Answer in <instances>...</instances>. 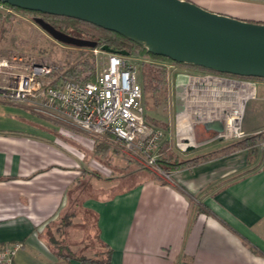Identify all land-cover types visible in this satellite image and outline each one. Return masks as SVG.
<instances>
[{
  "label": "crops",
  "instance_id": "1",
  "mask_svg": "<svg viewBox=\"0 0 264 264\" xmlns=\"http://www.w3.org/2000/svg\"><path fill=\"white\" fill-rule=\"evenodd\" d=\"M192 1L264 22V4L227 11L219 0ZM257 85L243 120L248 135L261 126L247 117L264 115V79ZM206 124L185 151L177 140L189 154L183 159L204 158L170 170L172 181L143 172L125 184L124 176L90 175L89 167L102 166L93 137L0 100V245L23 243L16 264H82L57 254L55 234L92 220L97 239L112 248L110 264H264V143L249 163L247 148L228 149L233 143Z\"/></svg>",
  "mask_w": 264,
  "mask_h": 264
},
{
  "label": "built area",
  "instance_id": "2",
  "mask_svg": "<svg viewBox=\"0 0 264 264\" xmlns=\"http://www.w3.org/2000/svg\"><path fill=\"white\" fill-rule=\"evenodd\" d=\"M101 49V48H100ZM101 52L95 59L93 77L87 81L66 78L57 64L22 55L0 58V100L24 103L34 112L77 128L96 141L120 145L146 166L173 180L162 166L165 130L146 120L143 87L130 56ZM183 89L176 117L178 143L184 151L192 144L200 124L222 121L215 138L247 136L243 120L247 104L257 97V82L250 77L193 70ZM23 243L0 245V264H16Z\"/></svg>",
  "mask_w": 264,
  "mask_h": 264
},
{
  "label": "water",
  "instance_id": "3",
  "mask_svg": "<svg viewBox=\"0 0 264 264\" xmlns=\"http://www.w3.org/2000/svg\"><path fill=\"white\" fill-rule=\"evenodd\" d=\"M21 9L82 20L119 33L154 55L220 73L264 78V22L204 8L192 0H0ZM35 20L57 41L80 47L98 42ZM104 52L129 55L108 44ZM222 121L206 124L224 129Z\"/></svg>",
  "mask_w": 264,
  "mask_h": 264
},
{
  "label": "rangeland",
  "instance_id": "4",
  "mask_svg": "<svg viewBox=\"0 0 264 264\" xmlns=\"http://www.w3.org/2000/svg\"><path fill=\"white\" fill-rule=\"evenodd\" d=\"M221 2L220 9H225L227 11H243L254 5L264 4V0H219ZM259 3V4H258ZM5 13V16L9 20L0 19V58L12 57L13 55H22L26 58H31L37 61L50 62L57 64L60 68L65 69L70 67L76 60L83 59L87 56L93 55L94 62L97 55H102L101 52H94L95 49L101 51L100 47H80L72 44L63 43L54 39L36 20L35 17L44 18L40 13L19 11V10H9L4 6L0 5ZM61 25L62 22H59ZM78 27L84 26L82 24H77ZM67 30L71 34H79L77 29L72 26H67ZM84 28V27H83ZM130 60L137 66L139 71L140 64L143 61L150 62L153 59L147 55H130ZM167 68V80L168 86L170 88V100L167 108L159 107L152 110V100L146 94L147 109L152 110L156 120L157 127H161L165 130V142L168 143V150L173 153V155L178 158L183 159L188 156L187 152H184L177 145V133H176V117L181 109V100L184 86L188 80V72L194 69L188 68L186 66L171 64L170 62L164 63ZM139 78V75H138ZM260 79L257 80L259 82ZM254 112V111H252ZM260 115V116H257ZM249 125L261 126L253 129V133H261V137L258 142L247 148L259 150L264 143V115L261 113H252L247 117ZM59 135H61L59 133ZM248 135V133H247ZM62 136V135H61ZM249 136V135H248ZM245 138V137H244ZM240 139H229L225 140L227 143H236ZM71 143L73 142L69 139ZM97 142V141H96ZM164 142V143H165ZM97 142L95 146V155L97 156V161H99L102 166L90 169V175H96L103 181L109 179H117L121 177H127L126 181L138 180V177L143 172L154 173L156 176L161 178L158 171L146 167L139 158L130 152L129 150L121 147L120 145H112L104 143V146ZM107 146V147H105ZM202 148V147H201ZM201 148L195 151L197 153ZM241 146H233V149H240ZM101 151H97V150ZM88 160H90L89 155H87ZM100 168V169H99ZM163 179V178H162ZM164 180V179H163ZM123 184V185H125ZM79 223V222H77ZM73 224L72 234L68 231L67 233H56L54 239V247L59 249L65 254L71 256H86V257H97L98 259H105L106 248L102 246L101 242L97 239V234L95 233V227L92 224V220H88V223L82 222V225ZM64 228V227H63ZM74 242L79 243L81 246L72 250L68 245H73ZM90 255V256H88Z\"/></svg>",
  "mask_w": 264,
  "mask_h": 264
},
{
  "label": "trees",
  "instance_id": "5",
  "mask_svg": "<svg viewBox=\"0 0 264 264\" xmlns=\"http://www.w3.org/2000/svg\"><path fill=\"white\" fill-rule=\"evenodd\" d=\"M0 5L4 6L5 8L9 10H19V11H27V12H34L29 11L25 9H21L19 7H14L10 4L3 3L0 1ZM34 13H40V12H34ZM42 14L47 21H49L55 28L60 29L61 31L71 33L67 30V26H72L73 28L77 29L79 34H74L86 39L95 40L98 42L97 47H101L104 44H108L111 48L114 50H125L129 52V56L133 54L138 55H147L153 59V61L146 62L143 61L140 64V69L138 71L139 75V81L142 84L143 87V94H144V103H146V94L151 98L152 100V110L157 109L159 107H163L164 109L167 108L169 100H170V88L168 86V80H167V68L164 64L165 62H170L171 64L175 65H181L186 66L188 68L194 69V70H200V71H212L217 72L211 69L189 65L185 63H178L174 62L168 57L160 56V55H154L153 53H150L146 50V48L139 44L138 42L129 39L125 37L124 35H121L119 33L104 29L102 27L96 26L94 24L70 18L65 16H56V15H49V14ZM0 19L1 20H9L8 17L5 16V13L2 9H0ZM59 22H62L60 25ZM263 22V21H262ZM77 24H82L84 26L78 27ZM84 27V28H83ZM96 48V47H95ZM95 62L93 55L90 54V56H87L83 59L76 60L75 63L70 65V67L65 69H60L59 71L63 72V76L66 78L74 79L77 81H87L93 77V72L95 70ZM251 79L257 81L258 79H264V78H258V77H250ZM145 105V106H146ZM152 110L147 109L146 107V120L151 125L157 126V124L154 122L156 120L154 114L152 113ZM261 137V133L258 134H249L242 140L233 143L231 146L228 147V149L233 148V146H241L242 148H248L253 145H255L258 142V139ZM100 144L104 146L105 142L97 141ZM107 147V146H105ZM101 151V150H97ZM161 157L159 159L162 166L167 168L168 170L177 169L179 167L189 165V164H195L197 163L201 158H204V156H196L189 159H181L177 156L173 155L168 150V143L165 142L161 147ZM257 155L256 149H249L248 156H249V163L252 161V159ZM158 177V176H157ZM162 179V178H160ZM55 243V242H54ZM106 248V256L105 259H98L97 257H86V256H80L79 259L82 264H110L111 263V256H112V248L109 247L107 244H103ZM57 254L60 256L65 257L66 259H70L71 255L65 254L59 249H57Z\"/></svg>",
  "mask_w": 264,
  "mask_h": 264
},
{
  "label": "flooded vegetation",
  "instance_id": "6",
  "mask_svg": "<svg viewBox=\"0 0 264 264\" xmlns=\"http://www.w3.org/2000/svg\"><path fill=\"white\" fill-rule=\"evenodd\" d=\"M44 19H45V17H44ZM46 20V19H45ZM47 21V20H46ZM49 22V21H48Z\"/></svg>",
  "mask_w": 264,
  "mask_h": 264
}]
</instances>
